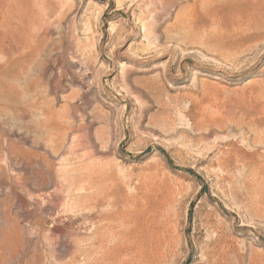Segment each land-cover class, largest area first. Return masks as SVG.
<instances>
[{
    "label": "rangeland",
    "instance_id": "374dc122",
    "mask_svg": "<svg viewBox=\"0 0 264 264\" xmlns=\"http://www.w3.org/2000/svg\"><path fill=\"white\" fill-rule=\"evenodd\" d=\"M165 6L0 0V264H103L94 198L151 210L149 264H264V30Z\"/></svg>",
    "mask_w": 264,
    "mask_h": 264
},
{
    "label": "bare ground",
    "instance_id": "6f19581e",
    "mask_svg": "<svg viewBox=\"0 0 264 264\" xmlns=\"http://www.w3.org/2000/svg\"><path fill=\"white\" fill-rule=\"evenodd\" d=\"M261 1H263V0H261ZM261 1L260 0H193V6H191L192 8L190 7V10H187V12L184 13L185 16H183V17H184V21H186V24L189 22L192 26H194L196 28L199 25L205 24L206 22H208V20H211V19L215 20V22H216V19L220 21L221 17L219 16V14L224 12L223 11V10H225L224 8L231 9L229 11V13L233 14V27H232V29H233V43H231V44L233 46L235 44H245V45L248 44L249 45L252 41H254L258 38L263 39L262 38L263 36H261V35L263 34L262 31L264 30V29H262V26H263L262 21H264V12L261 13V15H258L259 13L257 12L258 8L262 7V4L260 3ZM164 2H166L165 8L168 7L167 4H169L170 7L175 4V0H164ZM233 2L238 3L236 5L238 10H236V11L233 10ZM212 20L210 21L211 23H213ZM214 26H215V24H214ZM218 30H220V28ZM223 30H225V29H223ZM224 37H225V35H224ZM223 46H226V45L223 44ZM4 60H6V59H4ZM2 67H4V66H2ZM0 84H2L1 80H0ZM17 88H18V86H17ZM24 116H26V115H24ZM24 116H22V117H24ZM20 117H21V115H20ZM218 123H220V122H218ZM249 124H250V122H249ZM250 127H252V126H250ZM258 128L260 129V127H258ZM259 139H260V137H259ZM254 143H257V142H254ZM16 152H18V151L16 150ZM16 152H14V155ZM24 153H26V152H24ZM21 154H22V152H21ZM10 155H9V157H10ZM27 162L28 161H26L25 163H27ZM38 164L40 165V163H38ZM31 167H32V165H31ZM31 167L28 166V168H31ZM25 168H26V166H25ZM24 171L27 172V168ZM108 192L109 191H107V193ZM99 195H101V194H99ZM97 196L98 195H96V197ZM104 197H105V195H104ZM99 198L102 199V197H100V196H99ZM94 199L95 200L94 201L92 200V202H91V207L88 205L89 206L88 208L91 209V212H89L87 214V218H86L87 221L89 220L91 222L92 226L91 225L90 226L93 228V230L92 229L90 230L91 236L89 235L93 241L92 243H96L98 245V248L102 249V248H105V246L109 242V240H111V241L113 240L115 242V243L113 242L114 243L113 246L111 245L112 248L108 249L104 253L102 251L101 259L100 260L98 259L99 260L98 263L103 262V264H107V263L112 262L115 264H149V256H151V254H152L153 244H154L155 239L157 237V232L159 231V226L157 224L154 226H151V224H150V222L155 220V218L153 219L151 217L152 216L151 210L149 211V210H143L142 208H141L142 210L140 208L139 209L135 208L134 210L126 211V210H124V205H126V204L121 205L119 203L120 200H116L117 199L116 198V199H114V203H113V205L115 206L113 208L114 211L112 214L109 215V213H104L100 209V205H101L100 199H96V198H94ZM83 209H85V206ZM111 209H112V207H111ZM107 212H108V210H107ZM104 220L105 221L108 220L111 222L109 224L105 223L106 225L105 224L97 225L98 222L101 223V221H104ZM104 222H102V223H104ZM78 229H79V226H78ZM56 231L60 232V230H58V229H56ZM62 232H64V230ZM61 233H60V235L64 234V233H62V234ZM87 238H89V237H87ZM80 239L78 238V240H80ZM83 241H84V239H83ZM84 245H86V244H84ZM91 248H93V245ZM75 251H76V249H75ZM77 251H79V249ZM86 251H87V248H86ZM82 252H84V251H82ZM82 252H81V255L83 254ZM93 252H90V253L93 254ZM100 253H101V251H100ZM100 253H98V254H100ZM86 257H88V256H86ZM98 258H100V257H98ZM73 259H74V257H73ZM87 259L88 258H86V260ZM74 262L75 261H73V263ZM76 262H77V260H76Z\"/></svg>",
    "mask_w": 264,
    "mask_h": 264
}]
</instances>
